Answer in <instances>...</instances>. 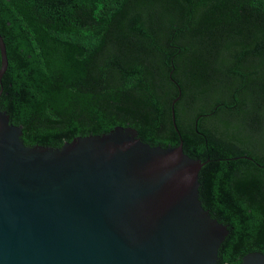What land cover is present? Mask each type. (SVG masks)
<instances>
[{"label": "trees", "instance_id": "16d2710c", "mask_svg": "<svg viewBox=\"0 0 264 264\" xmlns=\"http://www.w3.org/2000/svg\"><path fill=\"white\" fill-rule=\"evenodd\" d=\"M0 34V106L25 145L115 126L182 142L229 230L217 264L264 252V0H0Z\"/></svg>", "mask_w": 264, "mask_h": 264}, {"label": "water", "instance_id": "95a60500", "mask_svg": "<svg viewBox=\"0 0 264 264\" xmlns=\"http://www.w3.org/2000/svg\"><path fill=\"white\" fill-rule=\"evenodd\" d=\"M0 58L1 82V34ZM21 136L0 106V264L218 263L229 230L202 206L205 162L182 142L152 146L123 126L56 148ZM240 264H264V252Z\"/></svg>", "mask_w": 264, "mask_h": 264}, {"label": "flooded vegetation", "instance_id": "af4514ba", "mask_svg": "<svg viewBox=\"0 0 264 264\" xmlns=\"http://www.w3.org/2000/svg\"><path fill=\"white\" fill-rule=\"evenodd\" d=\"M243 13L247 10V6L245 5L244 7H242L241 9H240ZM200 136H203V134L202 133H198Z\"/></svg>", "mask_w": 264, "mask_h": 264}]
</instances>
